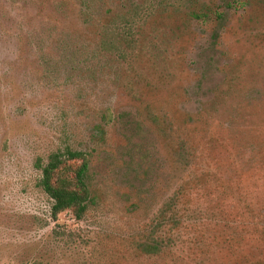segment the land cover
<instances>
[{
  "label": "rangeland",
  "instance_id": "rangeland-1",
  "mask_svg": "<svg viewBox=\"0 0 264 264\" xmlns=\"http://www.w3.org/2000/svg\"><path fill=\"white\" fill-rule=\"evenodd\" d=\"M138 2L152 16L128 68L130 54L122 66L115 57L109 67L48 65L55 51L44 59L30 43L56 16L46 1L0 0V264H264V0ZM150 107L186 127L200 143L198 169L209 163L229 189L201 192L197 218L209 221L160 257L132 244L150 237L184 175L177 136L161 134ZM68 144L90 155L96 205L84 221L62 213L58 224L38 160Z\"/></svg>",
  "mask_w": 264,
  "mask_h": 264
},
{
  "label": "trees",
  "instance_id": "trees-1",
  "mask_svg": "<svg viewBox=\"0 0 264 264\" xmlns=\"http://www.w3.org/2000/svg\"><path fill=\"white\" fill-rule=\"evenodd\" d=\"M8 1L10 5L21 9L47 3V10L49 8L51 13L56 15L55 18L51 16L47 19L46 27L30 42L44 55V59L50 51H55L59 56L47 62L48 65L57 62V65L62 63L66 66H78L95 62L100 66L109 67L110 57H115L117 65L122 66L126 63L125 55L130 54L127 67H133L131 65L141 57L140 54L144 50L143 25L147 18L152 16L151 12L146 13L138 0ZM21 3L23 4L20 5ZM207 14L200 15L195 11L192 13L193 18L199 20L207 18ZM219 40L220 35L214 33L213 42L218 43ZM148 113L153 125L161 130V134L175 132L178 143L172 148L173 157L176 171L184 175L172 197L155 214L150 239L138 240L132 244L137 251L146 256L160 257L163 252L171 249L167 241L173 240L176 245L183 235L191 236L207 224L206 220L209 221L207 218H197L201 210L198 209L196 197H199L201 192L213 189V193L207 195L211 197L217 193H225L229 189L213 173L209 163L198 169L196 160L201 158L200 143L191 139L185 126H179L177 120L173 122L166 114L152 107L148 108ZM114 122L117 123L115 118ZM100 127L96 125L97 129ZM182 134H187V137L183 139ZM38 167L41 171L39 187L52 201V220L58 223L60 214L70 213L75 221H84L96 205L89 153L68 144L48 155L45 162L42 159L38 160ZM211 218L212 221L223 222L224 228H229L231 221L227 216L222 214L219 217L214 213ZM219 238L225 243H232L235 240L229 236ZM216 240L217 237L212 238V241ZM188 242L199 246L201 238H189Z\"/></svg>",
  "mask_w": 264,
  "mask_h": 264
}]
</instances>
